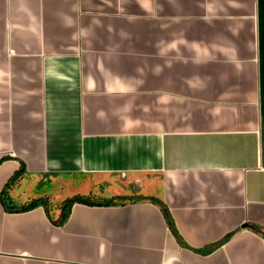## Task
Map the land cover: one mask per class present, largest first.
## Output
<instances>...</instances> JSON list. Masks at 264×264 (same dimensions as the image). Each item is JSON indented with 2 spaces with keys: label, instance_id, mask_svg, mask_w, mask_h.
Returning <instances> with one entry per match:
<instances>
[{
  "label": "crops",
  "instance_id": "0c3cea01",
  "mask_svg": "<svg viewBox=\"0 0 264 264\" xmlns=\"http://www.w3.org/2000/svg\"><path fill=\"white\" fill-rule=\"evenodd\" d=\"M0 264H264V0H0Z\"/></svg>",
  "mask_w": 264,
  "mask_h": 264
},
{
  "label": "trees",
  "instance_id": "16d2710c",
  "mask_svg": "<svg viewBox=\"0 0 264 264\" xmlns=\"http://www.w3.org/2000/svg\"><path fill=\"white\" fill-rule=\"evenodd\" d=\"M42 201H43L42 199L34 200L29 205L23 206L21 208V210L26 211V210L32 209L33 207H35L37 204H39ZM75 202L88 203V204L109 203L108 201L96 202L95 198H93L92 196H78V197H75V198L71 199L66 204V207L69 206V205H72ZM161 207H162V211L164 213V216L166 217V220L168 222V226H169L170 230L172 231V233L174 234V236H176V238L179 240L180 238L178 236V233H177V230H176V228L174 226V223H173V221L170 218V215H169L168 210L162 204H161Z\"/></svg>",
  "mask_w": 264,
  "mask_h": 264
}]
</instances>
